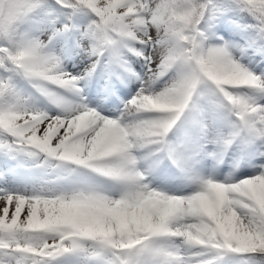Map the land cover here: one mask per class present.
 Wrapping results in <instances>:
<instances>
[{
  "label": "snow or ice",
  "instance_id": "6c2138e0",
  "mask_svg": "<svg viewBox=\"0 0 264 264\" xmlns=\"http://www.w3.org/2000/svg\"><path fill=\"white\" fill-rule=\"evenodd\" d=\"M0 264H264V0H0Z\"/></svg>",
  "mask_w": 264,
  "mask_h": 264
},
{
  "label": "rangeland",
  "instance_id": "374dc122",
  "mask_svg": "<svg viewBox=\"0 0 264 264\" xmlns=\"http://www.w3.org/2000/svg\"><path fill=\"white\" fill-rule=\"evenodd\" d=\"M72 64H73V61L70 59L68 61H66V67L68 68V70L72 71L73 68H72ZM129 87H132V85H129ZM133 91H135V88L132 89ZM225 169L228 170L227 166H225ZM240 171H244V169H240Z\"/></svg>",
  "mask_w": 264,
  "mask_h": 264
},
{
  "label": "bare ground",
  "instance_id": "6f19581e",
  "mask_svg": "<svg viewBox=\"0 0 264 264\" xmlns=\"http://www.w3.org/2000/svg\"><path fill=\"white\" fill-rule=\"evenodd\" d=\"M222 171H227V169H225V166H222Z\"/></svg>",
  "mask_w": 264,
  "mask_h": 264
}]
</instances>
